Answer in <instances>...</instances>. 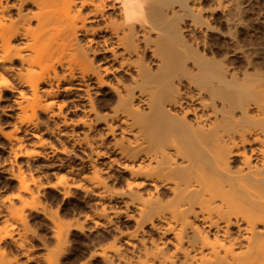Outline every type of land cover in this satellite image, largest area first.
Masks as SVG:
<instances>
[{
	"label": "bare ground",
	"instance_id": "1",
	"mask_svg": "<svg viewBox=\"0 0 264 264\" xmlns=\"http://www.w3.org/2000/svg\"><path fill=\"white\" fill-rule=\"evenodd\" d=\"M201 1L0 0V100L10 90L16 107L0 149L18 162L0 215L51 186L35 172L56 162L26 147L54 146L43 131L64 153L82 146L59 161L69 173L90 167L102 198L135 207L140 244L115 243L104 264H264V82L214 53ZM10 235L0 230V264H19L2 246Z\"/></svg>",
	"mask_w": 264,
	"mask_h": 264
},
{
	"label": "rangeland",
	"instance_id": "2",
	"mask_svg": "<svg viewBox=\"0 0 264 264\" xmlns=\"http://www.w3.org/2000/svg\"><path fill=\"white\" fill-rule=\"evenodd\" d=\"M218 1L220 0L201 1L204 2V4L201 3L202 14L204 13L207 17L211 27L204 26L201 29L203 35L201 30L198 31V33L200 32L198 35L204 37L206 33L207 37L204 38H206V42L208 41L207 44L210 43L209 45L215 54L219 51L220 55L218 53L217 55L221 56L226 52L227 56L225 54L224 56L228 57L229 61L230 59L233 60L232 65L234 64V67L232 70L235 69L237 74L245 70L249 73L252 72L253 75L258 72V76L262 75L260 79L264 82V0H221L222 3L228 1L227 6L230 8L227 6L225 8L223 4L222 6L218 5ZM230 10L236 16H241L240 19L243 23L237 25L234 22L232 24V22L226 21V16H229L226 14H230L228 13L231 12ZM187 23L184 22L185 34L188 35L190 33L186 27ZM204 28L207 29L204 31ZM190 37L191 35L188 38ZM209 45L208 47H210ZM242 74L239 73L238 75L242 76ZM76 85L80 86L77 89L82 92L83 86L77 83L75 89ZM98 95L101 97L103 94H100L99 91ZM14 97L13 92L5 90L4 99L0 100V123L6 130L12 128V118H14L16 107L12 105L13 107L8 108V111L7 104ZM74 98L75 96H71L70 99ZM82 99L84 98L82 97ZM10 112H13V117ZM6 113H10L11 116ZM59 127L64 131H72L68 130L72 129L71 126H64L63 128L60 125ZM40 134L42 135H40L41 138L47 141L53 139L54 146H50L52 140L46 145L39 144V138L37 139L29 133L30 139L37 141L39 145L28 141L26 147L36 151L35 154L33 153L34 156L31 154L33 161L45 163L48 159L49 162H56L51 166H44L43 169L45 170L40 169L37 173L34 171L42 183H49L51 186L44 187L42 184V187L39 188V199L33 206L23 205L22 202L18 201L12 212L7 211L0 215V230L7 228L11 232V235L2 241V246L8 257L17 259L19 264H104V255L112 254L117 242H121L123 250L128 253L129 250L132 251V248L135 249L133 244H140L139 239L142 238L143 233L138 230L133 219L128 220L126 218L128 212L133 211L134 213L135 207H125L124 201H121L122 198L112 201H109L108 198L105 199V197L102 198L99 193L104 191V184L97 185L90 167L89 170L85 168L83 172L71 174L68 167L59 164L60 160L73 158V151L76 148L75 151L82 152L80 149L82 146L76 147L75 145L73 148V141H68L69 151L64 153L60 151L62 148L58 139L54 140L55 137L53 138L48 132L42 131ZM84 145L83 149L87 151L88 147L84 148ZM5 152L4 150L0 151V194L3 195L12 193L18 184L14 177L9 176L13 171L17 173L15 169L18 162L17 165H15L16 161L15 164H13L14 161L11 163ZM113 156L117 157L118 155L115 153ZM25 159L20 157L18 160L19 162L22 161L21 163L25 165H23L24 168L26 167ZM107 160L109 158L106 157L104 162ZM119 169L122 171L119 172L120 174L124 172L127 175L122 167ZM25 171L27 172V169ZM102 172V176L107 173L105 169ZM107 182L109 185L112 180ZM122 182L124 180L119 183L114 181L113 185L110 184L113 191H122L125 188V182ZM65 186L67 189L69 188L67 193L64 191ZM148 227L149 225L145 224L144 228L148 229ZM126 248L128 250H125Z\"/></svg>",
	"mask_w": 264,
	"mask_h": 264
}]
</instances>
